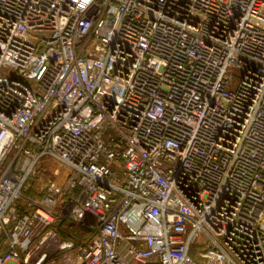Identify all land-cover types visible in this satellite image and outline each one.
I'll list each match as a JSON object with an SVG mask.
<instances>
[{
  "label": "built area",
  "instance_id": "obj_1",
  "mask_svg": "<svg viewBox=\"0 0 264 264\" xmlns=\"http://www.w3.org/2000/svg\"><path fill=\"white\" fill-rule=\"evenodd\" d=\"M0 264H264V0H0Z\"/></svg>",
  "mask_w": 264,
  "mask_h": 264
},
{
  "label": "rangeland",
  "instance_id": "obj_2",
  "mask_svg": "<svg viewBox=\"0 0 264 264\" xmlns=\"http://www.w3.org/2000/svg\"><path fill=\"white\" fill-rule=\"evenodd\" d=\"M54 166V165H53ZM52 166V167H53ZM67 223V226L65 225ZM65 225V233L69 236V238H82L87 232V228L78 224V222H74L70 219L66 221Z\"/></svg>",
  "mask_w": 264,
  "mask_h": 264
},
{
  "label": "trees",
  "instance_id": "obj_3",
  "mask_svg": "<svg viewBox=\"0 0 264 264\" xmlns=\"http://www.w3.org/2000/svg\"><path fill=\"white\" fill-rule=\"evenodd\" d=\"M67 220L63 219L59 225V231L61 233V235L65 238L69 237L66 233H65V225L67 226V223H66ZM66 223V224H65ZM65 224V225H64Z\"/></svg>",
  "mask_w": 264,
  "mask_h": 264
}]
</instances>
